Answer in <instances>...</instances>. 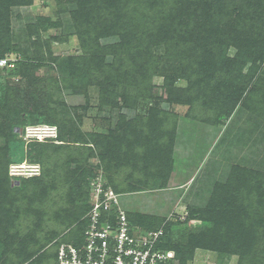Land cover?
Returning a JSON list of instances; mask_svg holds the SVG:
<instances>
[{"label": "rangeland", "instance_id": "1", "mask_svg": "<svg viewBox=\"0 0 264 264\" xmlns=\"http://www.w3.org/2000/svg\"><path fill=\"white\" fill-rule=\"evenodd\" d=\"M131 3L128 37H101L102 45L115 47L94 55L89 44H82L70 14L80 11L83 1L62 12L57 0H0V53L11 64L0 75V117L5 118L12 103L5 102L8 83L19 87L20 101L28 111L40 114L52 107L48 115L54 122L66 121L76 130V137L72 135L76 140L71 141L74 151L88 155L84 160L88 201L94 184L103 182L114 189L113 184L131 202L128 210L146 216L152 227L167 228L170 243L185 241L180 237L187 230L210 225L191 218L197 209H208L214 220L225 221L228 214L253 235L243 256L198 247L187 264H256L259 257L264 264V182L260 190L252 188L256 183L259 189L260 180L255 178L264 174V108L253 114L245 99L255 82L264 90V0ZM167 28L176 33L165 36ZM90 33L91 28L86 35ZM184 33L190 45L193 40L209 43V52L205 48L195 56L182 54L190 52L187 42L179 44ZM63 58L67 64L63 69H69L74 58L76 63L86 60L80 65L87 71L60 76L58 63ZM208 62L212 67L204 75ZM240 75L252 77L241 97L217 90L220 81L235 84ZM63 76L68 78L67 86L57 85L56 78L62 81ZM192 82L190 97L183 92ZM19 109L24 115L26 110ZM3 119L0 123L7 124ZM22 139L26 149L34 148L32 137L24 133ZM6 141L8 137L1 136L0 146ZM247 170L254 174L246 177ZM12 171L16 172L9 167V176ZM19 172L31 176L30 171ZM221 211L226 214L217 216ZM2 222L0 264H8L11 254L5 240L17 238L20 221ZM79 222L40 253L57 248V240L72 238ZM22 227L26 231L27 226Z\"/></svg>", "mask_w": 264, "mask_h": 264}, {"label": "trees", "instance_id": "2", "mask_svg": "<svg viewBox=\"0 0 264 264\" xmlns=\"http://www.w3.org/2000/svg\"><path fill=\"white\" fill-rule=\"evenodd\" d=\"M82 1L84 7H81L80 11H70V14L72 22L78 29L77 34L82 44H89L93 49L94 55H97V50L102 51L109 47L111 49L115 47L111 44L102 45L100 43L101 37L119 36L121 40H125L128 37V30L132 28L131 25L127 26L132 16L131 10L133 8L131 7V0H57V2L61 4L62 12H69V6L77 2L80 6ZM46 2L48 3V0H46ZM176 2L181 3V5L183 4V0H176ZM165 4L166 12L169 6L168 1H165ZM171 4L173 3L171 2ZM192 4L194 5V3ZM205 4L207 6L210 5L207 1ZM135 5L136 3L133 6ZM88 27L93 30V34L90 33L86 35L89 30ZM155 27L162 31L164 30L160 25H155ZM175 33V29L171 28H167V30L164 31L165 36ZM178 33L180 36H183L182 32ZM149 34H152V31ZM184 36L185 37H182L179 44L182 43L184 45L186 42L188 44L189 39H186L188 37L185 33ZM41 44L45 46L44 42H41ZM187 46L190 47V52L187 49L183 51L182 54L190 56H195L203 52L201 49L205 48L209 52L208 48L210 47L209 43L200 45L194 40L191 45L189 43ZM235 48L237 52L238 48L236 46ZM106 52H108V54L112 53L108 50ZM212 55H214V52ZM0 58H4L2 53H0ZM52 59L58 61L55 57ZM70 59L73 60L74 64H69V69H63L64 66H67L64 62V58L59 60L60 76L61 74H66L68 76L72 73L77 74L79 70L87 71L86 67L80 65L82 61L86 60L76 63L74 58ZM70 59L68 60L71 61ZM211 64L212 63L208 62L207 69H203L204 75L208 74L206 70L210 68L209 66L212 67ZM7 66L0 67L1 76L5 74L6 68H10ZM24 66L22 73L26 75L29 68L28 63H25ZM177 68H179V66H174V70ZM170 76V78H173L172 75ZM180 78L182 79V77ZM250 78L252 77L240 75L239 79H235V81H237L235 84L231 83V81H220L217 90L219 92L224 91L222 95L233 91L235 93L233 98H235V96L241 97L242 92L245 91L244 88L251 83L249 80ZM67 81L68 78L66 76L62 77V81L61 77L56 78L57 85L61 83V85L67 86ZM242 84L243 87L240 86ZM194 85V82H192L183 93L191 97L193 93L192 87ZM262 87L263 85L255 82L247 91L245 99L247 100L248 108L253 114L255 112L259 113L260 109L264 108V90ZM18 88V86L8 83V87L5 90V102L10 100L9 102L12 103L9 105L6 103V106H8L6 107L7 111L4 119L7 118V121H5L7 124L0 123V137H8V141H6L3 146H0V227L4 224L2 221H20V227H17V238H13L11 241L5 240L11 254V257L7 259V263L21 264L37 255V258L28 264H55L57 250L63 239L56 241L54 245H56L57 248L53 250L45 249L41 253L40 251L43 250L47 244L51 243L54 238L60 235V233L69 229L74 222L80 221L78 223L79 227L74 230V234H72L73 237L65 242H72L76 245H80L84 241L83 233L89 221L86 214L91 207L90 201H88V192H85L88 181L86 164H84L86 162L84 160H86L88 155H82L74 151L71 141L74 142L76 140L74 139L76 137V130H73L74 128H72L68 122L61 120H59L58 123L54 122L52 115H48L52 111V107H49L48 110L40 114L28 111L27 104H24L22 99L20 101L21 94ZM225 99L228 98L225 97ZM1 105L0 103V107ZM23 105L25 107H23ZM20 107L23 108V111L26 110L24 115L20 114ZM36 110H39V108ZM0 118L3 119V117ZM37 124L56 125L58 128V142L36 141L33 149H26L22 139L24 132L20 133V129L24 130L29 125ZM15 135L18 138H16ZM72 135H75V137H72ZM51 147L56 151H49L48 149ZM32 152H35V155L31 156ZM29 157L30 160H32H29L30 162H37L40 164L41 171L37 177L35 175L28 177L9 176V166L12 163L23 162L29 159ZM100 160L103 162L105 161L102 156H100ZM246 172V177L254 174V172L250 170ZM255 179L262 181H258L261 186L258 189L255 183L252 188L253 190H260L264 182V174L259 172ZM17 181L19 183H15ZM109 182L111 183L110 180ZM112 186L115 191L121 194V191L113 184ZM209 212L211 211L208 209H197L192 211L191 218L203 219L210 225H203L197 231L187 230L180 237L185 241H180L178 244L167 241L166 238L168 233L165 226L152 227L148 224V221H146V216L140 215L138 212H131L129 210L127 211V215L129 221L134 226H139L144 231L156 230L160 227L164 228L165 235L163 236L161 247L163 249L175 251V260L173 264H176L177 259L180 261V264H187L188 260L193 259L195 249L198 247L210 248L221 252L239 253L241 256L246 254L249 244L252 242L251 240H253V235H250L247 230H242L243 226L240 225L241 223L234 221L225 211H221L217 214V216L226 214L225 221L219 220L218 217L214 220L212 216L209 215ZM34 216L37 218H33ZM83 216L84 220H82ZM209 219L211 221H208ZM23 221L28 222L23 223ZM22 226H27L26 231L21 230L23 228ZM261 250L264 252V245H262ZM46 259H50L49 262ZM256 264H261L260 257L257 258Z\"/></svg>", "mask_w": 264, "mask_h": 264}, {"label": "built area", "instance_id": "3", "mask_svg": "<svg viewBox=\"0 0 264 264\" xmlns=\"http://www.w3.org/2000/svg\"><path fill=\"white\" fill-rule=\"evenodd\" d=\"M10 64L9 58H0V66ZM22 132L35 141L58 142L56 125H29ZM9 167L14 177L19 171H30L31 176L40 174L37 162L27 160L12 163ZM90 210L86 214L88 224L80 245L72 242L60 243L55 264H173L175 252L161 247L165 230L144 231L134 226L122 207L121 194L103 182L94 184L90 199Z\"/></svg>", "mask_w": 264, "mask_h": 264}, {"label": "crops", "instance_id": "4", "mask_svg": "<svg viewBox=\"0 0 264 264\" xmlns=\"http://www.w3.org/2000/svg\"><path fill=\"white\" fill-rule=\"evenodd\" d=\"M123 194H121V204H122V207L125 208L127 211H129L127 209L128 207V204L131 203L130 201H128V198H123L122 196Z\"/></svg>", "mask_w": 264, "mask_h": 264}, {"label": "water", "instance_id": "5", "mask_svg": "<svg viewBox=\"0 0 264 264\" xmlns=\"http://www.w3.org/2000/svg\"><path fill=\"white\" fill-rule=\"evenodd\" d=\"M22 131V130H21Z\"/></svg>", "mask_w": 264, "mask_h": 264}]
</instances>
